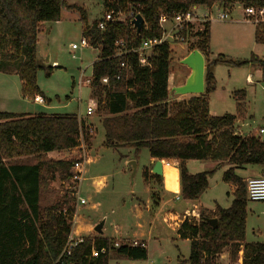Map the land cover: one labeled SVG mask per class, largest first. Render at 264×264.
Returning a JSON list of instances; mask_svg holds the SVG:
<instances>
[{"label":"trees","instance_id":"16d2710c","mask_svg":"<svg viewBox=\"0 0 264 264\" xmlns=\"http://www.w3.org/2000/svg\"><path fill=\"white\" fill-rule=\"evenodd\" d=\"M214 3L229 11L237 4L243 8H264V0H103L104 12L141 15L144 24L137 33L129 19L110 20L104 29H99L97 22L101 16L88 23L86 10L65 0H0V72L17 74L24 98L41 95L45 100L36 84V75L42 70L49 77L53 67L37 58L41 23L58 21L62 7L77 12L82 36L99 50L92 63L89 87L97 112L104 115L103 145L130 146L135 157L146 148L154 160L177 162L183 200H196L215 172L212 169L191 173L186 161L210 159L228 165L222 180L235 185L230 205L215 204L209 213L194 208L190 211L192 218H178L176 236L189 241V255L177 264H217L224 250H228L230 257L241 250V264H264V242L244 239L246 188L243 177L235 173L236 168L247 165H258L264 170V141L253 134L234 133L238 115L246 111L244 90L233 92L235 114L211 115L208 103V96L215 90L214 66L228 63L239 67L250 63L260 69L264 81V57H210L209 23H205L202 31L189 35L194 41L188 49H197L204 56V92L179 99L180 95H173L168 84L167 43L151 49L150 66H141L134 53L116 54L117 40L132 48L143 39L159 37L161 12L171 15L194 5L209 7ZM254 39L264 43V21L255 23ZM104 77L106 83L102 82ZM91 132V127L75 114L0 111V264H108L111 252L128 259L147 258L143 241L132 245L96 235L81 238L69 254H63L75 214L74 185L70 192L40 206L49 182L58 180L69 186L76 182L72 180L71 167L74 161L81 160L51 158L47 154L77 148ZM142 176L144 181L161 180L148 168L143 169ZM211 218L217 220L214 226L208 222ZM115 242L118 247H114ZM92 248H105L106 252L92 257Z\"/></svg>","mask_w":264,"mask_h":264},{"label":"rangeland","instance_id":"374dc122","mask_svg":"<svg viewBox=\"0 0 264 264\" xmlns=\"http://www.w3.org/2000/svg\"><path fill=\"white\" fill-rule=\"evenodd\" d=\"M65 1L84 8L88 23L98 19L104 13L103 0ZM213 11L215 13L216 9ZM243 12V7L237 4L229 11L227 20L210 22V57L222 54L233 60H244L249 59L252 53L260 58L264 57V43L255 41L253 24L244 22ZM124 15H127V12L123 11V17ZM261 19H264V14ZM81 31L79 14L62 7L59 20L44 22V29L38 34V57L41 56L44 65L53 67L49 77H46L42 70H39L36 75V84L46 100L39 95L44 102L42 105L52 104L50 105L53 107L52 110L48 111L51 113H71L78 118H84L93 128L91 136L83 139V144L81 142V147L53 154L55 158L81 159L79 160L82 163L80 181L72 182L71 186L58 180L49 182L40 206L52 203L64 192H70L74 185L76 194L78 192L74 203L77 214L74 227L85 229V226L103 220L107 235L119 238L123 235L130 236L133 231H136L135 233L142 234L147 242L146 259H128L111 252L108 264H177L179 260L187 259L189 241L177 238L176 230H174L177 225L173 223L177 219L174 220L175 217L169 216L168 222L165 221L166 210L174 209L180 219L183 216L192 218L189 208L196 202L175 200L173 195L168 194L162 196V209L159 210L160 208L156 206L159 204L163 183L159 179L144 181L142 176L144 165L149 160L148 149H141L135 157L134 150L130 146L111 148L103 145L104 136L101 127L103 113H98L95 105L93 114L89 117L86 115L89 102L96 104L90 98L87 79L91 78L92 63L96 61L99 50L92 47L72 50L71 45H78L83 37ZM175 42L177 41L169 44L168 84L170 88L185 80L189 69L181 64L180 60L193 43L188 41L175 44ZM53 60L58 66L52 64ZM14 74V72L0 73V111L17 114L46 112L33 99L22 96L20 80ZM214 74L215 90L208 96L210 114H235L236 101L233 92L244 90L246 111L238 115L234 133L255 135L256 130L264 126V81L261 79L260 69L252 67L250 63L239 67L219 63L214 68ZM248 74L251 75L252 82L246 80ZM7 77L8 80H6ZM80 80L83 81L82 84ZM73 81L74 86H72ZM3 89L8 90L9 95H2ZM187 97V95L178 96L179 99H187ZM132 161L136 164L135 171L130 163ZM150 165H148L149 168ZM245 167L259 168L260 166L247 165L235 169V173L243 177L246 188V179L250 177V174L245 172ZM187 168L191 173L216 168L215 173L208 178V187L199 194L197 199L206 207L216 203L221 207L230 205L235 185L222 180L223 172L228 168L227 164L218 167L215 161L209 159L188 160ZM260 174L251 175L262 176ZM101 179L105 180L106 186L97 189L102 184L99 182ZM147 199L151 209H147L146 205L142 204ZM186 208L189 212H184ZM211 211L206 210L208 213ZM90 235H97V233L91 229ZM244 239L246 242H264V201L247 199ZM223 253L220 264H241V250L235 257H230L228 250H224Z\"/></svg>","mask_w":264,"mask_h":264},{"label":"built area","instance_id":"2783aa9c","mask_svg":"<svg viewBox=\"0 0 264 264\" xmlns=\"http://www.w3.org/2000/svg\"><path fill=\"white\" fill-rule=\"evenodd\" d=\"M213 9H216L215 13ZM243 15L245 20L252 21L256 23L258 21H263L261 18L264 14V8L255 9L253 7L243 8ZM229 15V10L223 9V7L219 3H214L211 6H192L185 11H178L168 15L166 13L161 12L158 17V24L161 29V34L159 37H151L143 39L139 46L127 48L123 41L117 40L115 42L116 54H128L134 53L137 55V61L141 66H150V51L153 47L161 44L167 43H187L188 41L193 42L194 37L189 36L191 33L200 32L203 30L205 23H210L211 21H225ZM132 12H128L127 15H124L123 12L118 11L117 13H113L112 11H105L101 18L97 22V26L99 29H104L107 21L110 20H118L124 21L129 19L132 24V20L135 18ZM144 24V22H143ZM132 26L136 29V27L132 24ZM143 26V25H142ZM185 32V35H182V32ZM91 47L88 39L83 36L80 43L78 45L72 44V50H76L78 48H87ZM117 79L119 76L116 77ZM91 79H87L88 83H90ZM102 82H107V77L102 78ZM34 102L42 103L43 99L39 95L33 98ZM95 104L91 101L86 107V115L93 114ZM255 136L259 138L261 141H264V126L259 127L256 130ZM71 171L73 173L72 180L80 181L82 174V163L78 160L74 161L71 167ZM246 198L250 201H264V176L251 177L246 180ZM175 199H180V196H176ZM80 238H73L71 234L69 235L67 242L63 248L62 253L69 254L71 248L80 241ZM132 245H136V242H130ZM114 247H118V242L114 243ZM105 248L100 249H91V256L96 257L99 254L105 253Z\"/></svg>","mask_w":264,"mask_h":264},{"label":"crops","instance_id":"0c3cea01","mask_svg":"<svg viewBox=\"0 0 264 264\" xmlns=\"http://www.w3.org/2000/svg\"><path fill=\"white\" fill-rule=\"evenodd\" d=\"M201 7H203V6H201ZM264 20V19H263ZM243 22V21H242ZM245 23H252L253 25V34H254V29H255V23H253L252 21H248V20H245L244 21ZM250 23V24H251ZM44 29V22L43 23H41V29H40V31H42ZM209 31H210V23H209ZM39 34V33H38ZM210 40V39H209ZM37 42H38V36H37ZM187 53L188 52H186L182 57H184L185 55H187ZM253 54V53H252ZM255 55V54H254ZM257 56V55H256ZM258 57H260V56H258ZM37 58L39 59V61H41L42 63H43V59H41V56H40V58L38 57V47H37ZM45 59V58H44ZM182 59V58H181ZM56 61H52V64H54V65H56ZM44 64V63H43ZM56 66H58V65H56ZM214 68H215V66H214ZM214 68H213V74H214ZM189 69V68H188ZM0 73H3V72H0ZM189 73H190V69L188 70V73L185 75V79L187 78V76L189 75ZM6 74H9V73H6ZM14 75H16L17 76V74H14ZM18 77V76H17ZM214 77H215V74H214ZM19 79V78H18ZM6 80H8V77L6 78ZM246 80L248 81V82H252V79H251V75L250 74H248L247 76H246ZM185 81V80H184ZM184 81L181 83V84H176L175 86H179V85H182L183 83H184ZM82 80H80V83L82 84ZM74 81L72 82V86H74ZM215 84H216V77H215ZM175 86H173V87H175ZM4 90H5V92H4ZM1 94L2 95H9V91L8 90H6V89H3V90H1ZM173 95H175V94H173ZM172 96V95H171ZM37 105H39V106H41V107H43L44 109H45V111L46 112H40V113H22V114H26V115H36V114H61V113H51V112H48V111H50V110H52V106H50V105H52V104H45L44 106L42 105L44 102H42V103H39V102H35ZM209 111H210V108H209ZM4 112H8V111H4ZM63 114H71V113H63ZM92 115V114H91ZM88 117L90 116V115H87ZM83 119V121H84V124H86V125H89L91 128H92V126H91V124H89V123H87L86 122V119H84V118H82ZM91 131H93V128L91 129ZM244 134H246V133H244ZM82 144H83V142H82ZM82 144H80V146L79 147H81L82 146ZM85 145V144H84ZM57 153H60V152H51V153H48L47 155L49 156V157H51V158H53L54 156H53V154H57ZM55 158V157H54ZM210 160V159H209ZM156 160H154V159H152V158H150L149 157V160H148V162H147V164L146 165H144V168H149L148 167V165L149 164H151L150 165V168H149V170L151 171V168L153 167V165H154V162H155ZM161 162L162 161H166V162H168L171 166H172V170L175 172V174H176V177H177V185L175 186V187H171V188H168V187H166L165 186V184H164V180H163V176L161 175V182L163 183L162 184V191L160 192L161 193V195H160V199H159V204H158V206H156V207H158V208H160L159 210H161L162 209V202H161V200L163 199V197L162 196H166V195H168V194H171V195H173L174 196V199H175V197L176 196H180V184H179V171H178V168H177V162H175V161H172V160H160ZM217 164H218V167H222V166H225L226 164L225 163H223V164H221V165H219V163L217 162V161H215ZM186 165H187V161H186ZM213 169H215V171H216V168H213ZM212 170V169H211ZM245 172H248L249 174H250V177H248V178H251V177H258V176H252L251 174H257V173H261V172H263V173H261L260 175H262V176H264V170L262 169V167L260 168H247V167H245ZM190 172V171H189ZM215 173V172H214ZM247 178V179H248ZM246 179V180H247ZM55 181V180H54ZM99 182H102V184H101V186H99V188H97V189H102L103 187H105L106 186V183H105V180L104 179H101ZM61 183H63V182H61ZM9 184V186L11 185V182L10 183H8ZM209 185V184H208ZM9 188V187H8ZM44 193V192H43ZM43 193H42V196H41V199H40V201H39V203L40 202H43V200H42V198L44 197V195H43ZM77 194H78V192H77ZM77 194H76V197H77ZM46 198H48L47 196H46ZM180 199H182L181 198V196H180ZM176 200V199H175ZM177 200H179V199H177ZM148 201H149V199H147L146 201H144L145 203H142L143 205L145 204L146 205V207H147V209H151L149 206H148ZM186 201H188V202H190V201H193V202H196L191 208H189L190 209V211L191 210H193L194 208H200V209H204V210H207V211H210V210H214V208H215V205H212L211 207H206V206H204V204H202L198 199H196V200H186ZM217 204V203H216ZM95 206H96V204H94ZM164 207V206H163ZM155 209H157V208H155ZM167 212H166V214H165V217H164V220L165 221H167L168 220V218H169V216H172V217H175L174 218V220H176V221H174L173 223L174 224H176V225H178V223H177V221H178V214H175V211H174V209H173V211L172 210H170V209H167L166 210ZM185 211H188V208H186L185 210H184V212ZM189 212V211H188ZM76 217H77V214L75 213L74 215H73V225H72V230H71V236L73 237V238H75V239H77V238H85V237H88V236H90V234H91V229L93 230V228H94V226L99 222V221H97V222H95V223H93V224H89V225H87V227L85 226V229H83V227H78V228H76V226L74 227V225L76 224L75 223V219H76ZM168 222V221H167ZM105 224L103 223V226H102V233L101 234H97L96 236H99V237H102V238H109V239H113V240H125V241H127V242H137V241H143L144 243H145V246L147 247V242H146V240L143 238V235L142 234H139V235H137V233H135L136 231H133L132 232V235H130V236H128V235H123L122 237H119V238H116V237H114V236H112V235H107L106 233H105V226H104ZM176 228H177V226H176ZM176 228L174 227V230H176ZM224 256V253L222 254H220V256H219V260L217 261V264H220V261H221V258Z\"/></svg>","mask_w":264,"mask_h":264},{"label":"water","instance_id":"95a60500","mask_svg":"<svg viewBox=\"0 0 264 264\" xmlns=\"http://www.w3.org/2000/svg\"><path fill=\"white\" fill-rule=\"evenodd\" d=\"M132 24L136 27V32L138 33L143 25V18L141 15L137 14L132 20ZM180 63L187 66L190 69V73L182 85L171 87L170 91L175 95L202 94L204 92L205 72V60L203 54L199 50L193 49L180 60ZM130 163L132 165L133 171H135V162L132 161ZM151 172L158 176L162 175V163L160 160H156L154 162ZM216 221L217 220L215 218L208 219V222L213 226L216 224ZM102 226L103 220L98 222L94 226L93 230L97 234H101Z\"/></svg>","mask_w":264,"mask_h":264},{"label":"bare ground","instance_id":"6f19581e","mask_svg":"<svg viewBox=\"0 0 264 264\" xmlns=\"http://www.w3.org/2000/svg\"><path fill=\"white\" fill-rule=\"evenodd\" d=\"M162 176L166 187L171 188L177 185L176 174L168 162L162 163Z\"/></svg>","mask_w":264,"mask_h":264}]
</instances>
